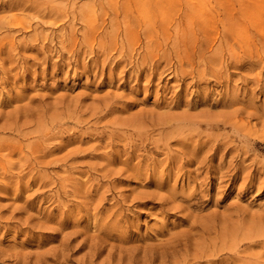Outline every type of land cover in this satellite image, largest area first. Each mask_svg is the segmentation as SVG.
Listing matches in <instances>:
<instances>
[{
  "label": "rangeland",
  "instance_id": "obj_1",
  "mask_svg": "<svg viewBox=\"0 0 264 264\" xmlns=\"http://www.w3.org/2000/svg\"><path fill=\"white\" fill-rule=\"evenodd\" d=\"M0 264H264V0H0Z\"/></svg>",
  "mask_w": 264,
  "mask_h": 264
}]
</instances>
